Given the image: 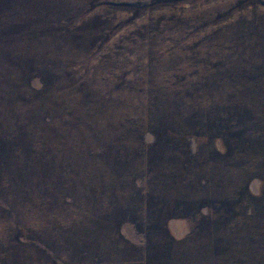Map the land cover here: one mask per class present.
<instances>
[{
	"label": "rangeland",
	"instance_id": "rangeland-1",
	"mask_svg": "<svg viewBox=\"0 0 264 264\" xmlns=\"http://www.w3.org/2000/svg\"><path fill=\"white\" fill-rule=\"evenodd\" d=\"M0 264H264V0H0Z\"/></svg>",
	"mask_w": 264,
	"mask_h": 264
}]
</instances>
